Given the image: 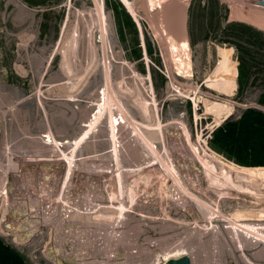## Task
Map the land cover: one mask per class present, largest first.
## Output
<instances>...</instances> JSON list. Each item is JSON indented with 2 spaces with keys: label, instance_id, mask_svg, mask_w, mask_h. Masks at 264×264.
<instances>
[{
  "label": "rangeland",
  "instance_id": "obj_1",
  "mask_svg": "<svg viewBox=\"0 0 264 264\" xmlns=\"http://www.w3.org/2000/svg\"><path fill=\"white\" fill-rule=\"evenodd\" d=\"M116 1L0 0V236L25 264H264V166L212 146L264 113L229 28L264 0H118L135 27Z\"/></svg>",
  "mask_w": 264,
  "mask_h": 264
},
{
  "label": "trees",
  "instance_id": "obj_2",
  "mask_svg": "<svg viewBox=\"0 0 264 264\" xmlns=\"http://www.w3.org/2000/svg\"><path fill=\"white\" fill-rule=\"evenodd\" d=\"M25 2L40 4L45 0L38 3L33 0H25ZM111 7L116 16L121 15V12L125 13L128 22L135 27L121 2L117 0ZM229 28L238 30V33H234L237 37H240L238 34L241 28V43H234L236 49L241 50L237 67L241 93L244 86H252L261 80L262 91L258 101L264 104V31L242 21L229 24ZM146 49L149 54H152L150 44L146 45ZM134 53L137 58L141 55L138 48L134 50ZM214 145L241 166H264V113L255 108H247L238 120L224 122L212 132V146ZM0 264H25L21 252L7 244L1 236Z\"/></svg>",
  "mask_w": 264,
  "mask_h": 264
},
{
  "label": "bare ground",
  "instance_id": "obj_3",
  "mask_svg": "<svg viewBox=\"0 0 264 264\" xmlns=\"http://www.w3.org/2000/svg\"><path fill=\"white\" fill-rule=\"evenodd\" d=\"M126 3V2H125ZM177 3V2H176ZM174 5H175V3H174ZM152 7V6H151ZM179 7L180 6H178V10H179ZM167 8V7H166ZM177 7H175L174 6V9H176ZM169 9H170V7H169ZM174 9H172V11H171V9L170 10H168V12L166 13L167 15V17L168 18H170V19H168V18H165V19H168V22H167V26H168V28H169V30L171 31V33L172 34H176V33H180L181 32V30H183V21H184V13L183 12H180V11H178L177 9H176V11H173ZM164 10H167V9H165V7H164ZM165 12V11H164ZM241 13V12H240ZM165 16V15H164ZM240 17L241 18H245L246 20L248 19V20H250V22H252L254 25H260V26H262L263 28H264V23H259V22H257V21H255V20H252V19H249V18H247L246 16H244V15H240ZM243 20V19H242ZM167 21V20H166ZM138 25V24H137ZM264 30V29H263ZM176 44V43H175ZM183 48V47H182ZM189 160V159H188ZM191 160V159H190ZM196 160H195V158L194 157H192V160L190 161V167H192V169H194L195 170V172L197 173V174H199V175H202V176H204V178H206V179H210V178H208L207 176L209 175V173L207 172V170L204 168V169H201V167L200 166H198L197 165V163L195 162ZM185 166H186V164H185ZM201 176V177H202ZM211 176V175H210ZM193 181V180H192ZM202 182H204V179L203 180H201ZM150 184V183H149ZM192 184V183H191ZM201 189V188H200ZM232 192V191H231ZM215 195V194H214ZM237 195V194H236ZM244 197V196H243ZM234 199H235V197H234ZM212 204V203H211ZM218 204V203H217ZM224 205V204H223ZM262 206V205H261ZM183 207V206H182ZM262 208V207H261ZM254 209V208H253ZM195 212V211H194ZM213 212V211H212ZM214 213V212H213ZM254 213V212H253ZM222 214V213H221ZM196 215V214H195ZM249 215V214H248ZM254 215V214H253ZM257 215H259V214H257ZM239 216V215H238ZM260 216V215H259ZM257 217V216H256ZM256 217L255 218H251V219H256ZM169 218V217H168ZM240 218V217H239ZM249 219V218H248ZM127 220V219H126ZM241 220V219H240ZM242 220H244V219H242ZM246 220V219H245ZM260 220V219H259ZM259 222V221H258ZM212 224V223H211ZM245 225V224H244ZM250 227V226H249ZM7 228V227H6ZM244 228V227H243ZM4 229V228H3ZM9 229V228H8ZM259 229V228H258ZM261 229V228H260ZM2 232V231H1ZM0 232V233H1ZM145 232V231H144ZM209 232V231H208ZM3 233V232H2ZM257 233H259V232H257ZM254 235V234H253ZM243 236V235H242ZM246 237H247V235H246ZM254 242V241H253ZM159 243V242H158ZM240 244H241V242H240ZM257 246V245H256ZM231 248H232V251L234 252V253H236V251H241L242 250V252L244 253V254H246V251H250V249H249V245H248V243L247 242H245V246H243L242 244H241V246H240V249H236V248H234V245H232L231 246ZM182 253H187L188 254V252L186 251V252H182ZM228 253V252H227ZM189 255V254H188ZM189 256H191V255H189ZM247 256V255H246ZM236 257V262H238V264H241V260H239V258H238V256L236 255L235 256ZM246 258V257H245ZM248 259V258H247ZM248 260H250V259H248ZM194 262V259H193V256H191V263H193ZM250 263L249 264H255L254 262H252L251 260L249 261ZM257 264V263H256Z\"/></svg>",
  "mask_w": 264,
  "mask_h": 264
},
{
  "label": "water",
  "instance_id": "obj_4",
  "mask_svg": "<svg viewBox=\"0 0 264 264\" xmlns=\"http://www.w3.org/2000/svg\"><path fill=\"white\" fill-rule=\"evenodd\" d=\"M262 5H264V2H260ZM133 18V17H132ZM133 20L136 22L137 25V20L133 18ZM260 23H263L259 21ZM6 226H9L8 223L5 224ZM68 264H73L72 262ZM158 264H192L191 263V258L187 253H177L176 255H171L167 258H164L158 262Z\"/></svg>",
  "mask_w": 264,
  "mask_h": 264
},
{
  "label": "crops",
  "instance_id": "obj_5",
  "mask_svg": "<svg viewBox=\"0 0 264 264\" xmlns=\"http://www.w3.org/2000/svg\"><path fill=\"white\" fill-rule=\"evenodd\" d=\"M246 17H247V18H249V19H252V20H254V19H253L252 17H250V16H247V15H246ZM255 21H256V20H255ZM259 23H260V22H259Z\"/></svg>",
  "mask_w": 264,
  "mask_h": 264
}]
</instances>
